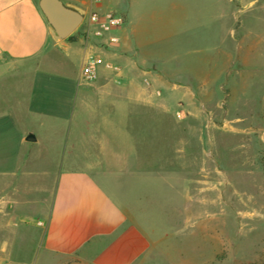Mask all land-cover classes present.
<instances>
[{"label": "crops", "instance_id": "obj_1", "mask_svg": "<svg viewBox=\"0 0 264 264\" xmlns=\"http://www.w3.org/2000/svg\"><path fill=\"white\" fill-rule=\"evenodd\" d=\"M64 1L85 13L120 12L126 21L102 39L85 36L57 42L39 0H0V82L34 78L51 53L76 56L82 65L89 53L102 60L93 82H80L82 65L79 71L77 101L95 119H84V128L80 123L75 129L65 125L67 166L39 173L25 168L31 153L6 157V166L9 160L22 159L24 169H0V208L5 214L0 219V264H31L28 256L34 255L44 257L42 264H140L151 242L137 225L136 216L144 210L134 209L135 192L154 180L170 182L167 176L178 175L181 182L184 174L187 188L182 159H187L188 137L176 104L167 97L175 89L166 90L160 78L145 84L142 78L148 73L138 63L179 62L182 52L175 43L182 37L197 38L188 32L199 30L205 21L212 26L223 19L225 7L236 0ZM150 31L164 32V51L145 39ZM112 36L119 43H111ZM12 105L6 108L11 111ZM30 135L35 139L28 141ZM41 140L32 128L17 135L25 145ZM154 175L160 180L152 179ZM6 208H11L9 213ZM37 210L42 216L33 217ZM30 228L36 229V252Z\"/></svg>", "mask_w": 264, "mask_h": 264}, {"label": "rangeland", "instance_id": "obj_2", "mask_svg": "<svg viewBox=\"0 0 264 264\" xmlns=\"http://www.w3.org/2000/svg\"><path fill=\"white\" fill-rule=\"evenodd\" d=\"M225 8L223 19L188 32L197 38L175 43L179 62L138 63L148 73L145 84L160 78L166 90L175 89L167 97L182 113L188 137L182 159L187 188L184 174L181 182L178 175L167 176L170 182L154 180L135 192L134 209L144 210L137 225L151 242L140 264H264V0H236ZM85 36L81 25L69 40ZM145 39L166 49L164 32H146ZM65 56L51 53L34 78L0 82V102L6 100L0 103V169L11 153L34 155L26 170L65 168L64 127L84 128V119H95L77 101L82 61ZM155 87L163 97L162 86ZM24 128L41 142L17 141ZM21 164L13 159L6 167L22 171ZM4 215L0 208V219ZM30 229L36 252V229ZM28 257L31 264L44 261L42 255Z\"/></svg>", "mask_w": 264, "mask_h": 264}, {"label": "built area", "instance_id": "obj_3", "mask_svg": "<svg viewBox=\"0 0 264 264\" xmlns=\"http://www.w3.org/2000/svg\"><path fill=\"white\" fill-rule=\"evenodd\" d=\"M125 21L124 16L116 13L101 14L96 11H90L85 13L82 26L88 37L92 36L94 38L102 39L114 30L122 28L125 25ZM110 41L113 44H117L120 40L117 36H112ZM101 62L102 60L94 54H87L80 71V82L89 83L95 81L98 75V67ZM106 67L115 71H120L119 66L106 64ZM146 83L149 84L150 82L146 80ZM157 94L160 93L158 92ZM176 115L179 119L182 118V113L180 111L177 112Z\"/></svg>", "mask_w": 264, "mask_h": 264}, {"label": "water", "instance_id": "obj_4", "mask_svg": "<svg viewBox=\"0 0 264 264\" xmlns=\"http://www.w3.org/2000/svg\"><path fill=\"white\" fill-rule=\"evenodd\" d=\"M39 8L50 25L54 40L61 42L70 37L83 23L85 10L64 0H39ZM30 135L27 140L32 141Z\"/></svg>", "mask_w": 264, "mask_h": 264}, {"label": "trees", "instance_id": "obj_5", "mask_svg": "<svg viewBox=\"0 0 264 264\" xmlns=\"http://www.w3.org/2000/svg\"><path fill=\"white\" fill-rule=\"evenodd\" d=\"M72 36H73V34L70 37H68V39L71 38Z\"/></svg>", "mask_w": 264, "mask_h": 264}]
</instances>
